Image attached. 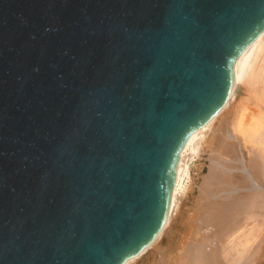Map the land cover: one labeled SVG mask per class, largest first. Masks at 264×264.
I'll use <instances>...</instances> for the list:
<instances>
[{"label":"water","instance_id":"1","mask_svg":"<svg viewBox=\"0 0 264 264\" xmlns=\"http://www.w3.org/2000/svg\"><path fill=\"white\" fill-rule=\"evenodd\" d=\"M264 0H0V264H123L188 135L234 90Z\"/></svg>","mask_w":264,"mask_h":264},{"label":"bare ground","instance_id":"2","mask_svg":"<svg viewBox=\"0 0 264 264\" xmlns=\"http://www.w3.org/2000/svg\"><path fill=\"white\" fill-rule=\"evenodd\" d=\"M231 76L234 90L228 99L188 135L177 154L176 176L169 191L167 212L161 228L150 243L126 259L123 264L140 263L169 230L178 204L191 182L193 164L201 158L204 152L203 145L208 137L213 135L215 124L225 116L234 118L225 133V139L242 146L247 153L248 163L255 162L258 156L264 166V29L234 59ZM213 157L215 159H210L211 174L205 182V188H211V181L215 177H217L215 183L219 188L223 178L230 176L234 171L232 166L234 161L224 160L220 154H213ZM236 161L241 164V170L238 169L246 175L250 186L243 191L248 200L239 204L230 200H227L226 204H214L204 222L206 225L215 226L226 214L239 212L243 218L242 223L226 237L223 257L227 260L226 264H261L259 258L262 256L264 245V234H261L264 231V203L260 200L264 197V173H261L262 181H257L252 175L251 166H245L240 158ZM229 186L234 193L240 192L237 184L231 182ZM205 249L204 244H195L186 254L187 262L203 264L204 260L212 255L211 251L208 253Z\"/></svg>","mask_w":264,"mask_h":264},{"label":"rangeland","instance_id":"3","mask_svg":"<svg viewBox=\"0 0 264 264\" xmlns=\"http://www.w3.org/2000/svg\"><path fill=\"white\" fill-rule=\"evenodd\" d=\"M233 119V116H225L215 124L213 135H210L203 145L204 152L201 158L193 164L191 182L178 204L171 227L138 264H182V262L191 264L187 262L186 254L198 243L204 244L205 252L210 253L211 251L212 253L210 259L204 260L203 264L227 263L222 254L225 240L241 225L242 215L239 212L228 213L215 226L206 225L204 221L212 211L211 206L214 204H226L227 200L239 204L248 200V196H245L243 191L250 186L246 175L240 171L241 164L237 163L236 159L240 158L245 166L252 167V175L257 181H262L261 173H264L262 159L257 156L255 162L248 163L247 153L242 146L225 139V133ZM213 154H220L224 160L234 161L232 163L234 171L230 174L231 178L230 176L223 178L219 188L215 183L217 177L211 181V188H205V182L211 174L210 159H215ZM231 182L238 185L239 193H234V190L230 188ZM260 202L264 203V197ZM261 234H264V231ZM262 247V256L259 255V259L261 264H264V245Z\"/></svg>","mask_w":264,"mask_h":264}]
</instances>
